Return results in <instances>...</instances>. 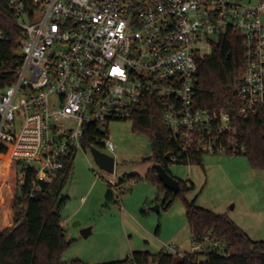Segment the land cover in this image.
Returning a JSON list of instances; mask_svg holds the SVG:
<instances>
[{
	"label": "built area",
	"instance_id": "obj_1",
	"mask_svg": "<svg viewBox=\"0 0 264 264\" xmlns=\"http://www.w3.org/2000/svg\"><path fill=\"white\" fill-rule=\"evenodd\" d=\"M33 3L32 13L18 12L22 61L14 81L0 90V153L10 154L15 164L36 167V180L63 169L79 150L114 152L110 123L131 119L146 93L163 99L162 122L179 153L245 150L234 139L236 119L264 109V0ZM230 29L240 34L244 48L236 99L229 109L195 107L198 59ZM92 126L104 135L93 134ZM111 174L114 195L115 187L126 190L115 171ZM16 179L22 183L24 172L16 169ZM167 247L180 257L213 250L226 254L225 244L210 234L201 242L192 235L188 252L175 242Z\"/></svg>",
	"mask_w": 264,
	"mask_h": 264
},
{
	"label": "trees",
	"instance_id": "obj_2",
	"mask_svg": "<svg viewBox=\"0 0 264 264\" xmlns=\"http://www.w3.org/2000/svg\"><path fill=\"white\" fill-rule=\"evenodd\" d=\"M15 1L13 5L11 0H0V90L14 81L22 61L20 48L24 29L19 24L18 12L32 13L35 8L33 0ZM243 66L242 38L237 31L230 29L219 36L209 55L198 59L194 106L211 110L229 109V102L236 99L234 82ZM131 119L133 131L143 132L150 138L155 164H162L171 173L169 164L173 161L167 158L168 154L179 157L176 163L203 164L202 152H190L188 156L179 153L178 146L163 125V99L160 96L146 93L135 107ZM235 125L234 139L238 147L245 149L237 154L246 155L254 168L264 169V109L257 110L249 118H237ZM90 130L93 134L104 135L94 126ZM10 157V154L0 155V177L12 175ZM74 157L66 160L63 169L42 180H36V167L17 162V173L24 172V181L16 185L13 224L0 230V264L64 263L63 254L73 239L67 238L61 210L68 201L63 189L73 173ZM128 179L138 181L142 178L137 173L125 175L120 177L118 185ZM146 179L157 185L159 193H164L161 205L165 208L182 195L192 235L201 242L205 235L210 234L212 239L225 244L226 254L220 255L213 250L189 252L185 257H178L164 250L157 253L143 250L134 251L122 260L99 264H264V240L253 239L227 213L201 207L195 200L189 201L185 194L194 188L191 180L177 178L180 189L174 193L162 184L155 167L148 171ZM106 196L110 202L115 198L109 185ZM156 200H159V194ZM69 264L88 263L73 259Z\"/></svg>",
	"mask_w": 264,
	"mask_h": 264
},
{
	"label": "rangeland",
	"instance_id": "obj_3",
	"mask_svg": "<svg viewBox=\"0 0 264 264\" xmlns=\"http://www.w3.org/2000/svg\"><path fill=\"white\" fill-rule=\"evenodd\" d=\"M240 1L257 4L260 0ZM39 18L36 13L35 20ZM132 126L130 118L112 121L109 128L115 151L100 147L116 157L118 178L136 173L142 178L126 180L121 186L126 187L124 191L115 187L112 202L106 196L112 174L90 152L79 150L75 154L73 173L63 189L68 201L61 214L67 238L73 239L63 254V264L73 259L88 264L117 261L134 251H166L174 242L181 251L191 249L183 196L178 195L168 208L161 205L164 193H159L157 185L146 179L155 165L153 157L147 159L152 156L150 138L133 131ZM169 169L176 178L189 179L194 184L185 194L189 201L227 213L253 239L264 240V169L254 168L246 155L204 153L202 165L171 162ZM12 177L17 184L16 176ZM82 196L86 197L84 202ZM158 204L159 210L155 208ZM84 228L91 229L87 237L81 233Z\"/></svg>",
	"mask_w": 264,
	"mask_h": 264
},
{
	"label": "water",
	"instance_id": "obj_4",
	"mask_svg": "<svg viewBox=\"0 0 264 264\" xmlns=\"http://www.w3.org/2000/svg\"><path fill=\"white\" fill-rule=\"evenodd\" d=\"M92 155L95 161L106 171L113 173L115 171L116 165V158L115 156L101 151L97 147L91 148ZM170 157V154L167 155V158ZM152 156L149 155L147 159H151ZM154 167L157 170L158 177L162 184L167 188L170 189L172 192L177 193L180 189V181L173 176L162 164L156 163ZM155 208L157 210L160 209V205H156ZM81 233L84 237H87L91 233L90 228H84L81 230Z\"/></svg>",
	"mask_w": 264,
	"mask_h": 264
},
{
	"label": "crops",
	"instance_id": "obj_5",
	"mask_svg": "<svg viewBox=\"0 0 264 264\" xmlns=\"http://www.w3.org/2000/svg\"><path fill=\"white\" fill-rule=\"evenodd\" d=\"M0 155H6V154L0 153ZM11 163H12L11 168L13 170L12 175L16 176V164L12 161ZM12 175L7 179H3V177L0 178V230L11 227L13 224V218L15 216V211L13 209V201L15 197V189L17 184L15 179H13ZM83 197L85 196H82V198ZM191 238H192V233H191ZM178 250L181 251L179 245H178ZM190 250H184L181 252H188Z\"/></svg>",
	"mask_w": 264,
	"mask_h": 264
},
{
	"label": "bare ground",
	"instance_id": "obj_6",
	"mask_svg": "<svg viewBox=\"0 0 264 264\" xmlns=\"http://www.w3.org/2000/svg\"><path fill=\"white\" fill-rule=\"evenodd\" d=\"M9 161L11 162V157H10V160Z\"/></svg>",
	"mask_w": 264,
	"mask_h": 264
}]
</instances>
